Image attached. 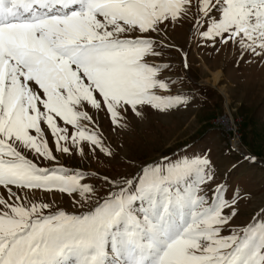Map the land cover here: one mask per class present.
I'll return each instance as SVG.
<instances>
[{"label": "snow or ice", "instance_id": "6c2138e0", "mask_svg": "<svg viewBox=\"0 0 264 264\" xmlns=\"http://www.w3.org/2000/svg\"><path fill=\"white\" fill-rule=\"evenodd\" d=\"M192 8L194 31L214 50L236 44L264 59V0H0V264H264V208L236 225L244 194L209 188L210 157H163L112 178L70 170L49 147L46 130L56 153L84 156L87 146L115 159L120 146L89 109L119 131L129 112L185 103L157 94L169 89L170 64L148 58L174 45L147 34H166ZM182 65L191 67L187 53ZM57 192L82 210L37 198Z\"/></svg>", "mask_w": 264, "mask_h": 264}, {"label": "rangeland", "instance_id": "374dc122", "mask_svg": "<svg viewBox=\"0 0 264 264\" xmlns=\"http://www.w3.org/2000/svg\"><path fill=\"white\" fill-rule=\"evenodd\" d=\"M195 11L192 8L175 23L167 24L166 34H147L157 41L174 45L165 49L164 57L148 58L153 63L170 64L164 74L169 89H158L157 94L165 97L179 95L185 98V103L167 110L145 106L143 118H136L129 112L123 121L126 127L119 131H113L106 111L89 109L108 142L120 146L115 159L99 153L94 159L87 146L84 156L75 151L72 155L56 153L55 143L47 130L46 135L49 147L68 169L112 178L131 177L142 164L162 161L163 157L175 160L193 152L208 156L216 177L215 184L209 188L224 185L227 197H231L232 190L238 187L244 194L234 221L243 226L252 222L255 214L264 208V59L243 53L236 44H218V51L214 50L194 31ZM184 53H187L191 65L187 71L182 65ZM218 69L222 76L219 84L213 87L205 80H211L210 71ZM225 115L229 120L241 119L236 131L241 134L239 147L233 137L236 133L228 131L230 123L222 120ZM234 148L255 159L240 157L238 152L230 150ZM28 155L32 158L31 154ZM131 161H135V166ZM41 163L48 166V162ZM86 182L97 186V195H106L110 190L109 185L96 176L89 175ZM0 195L7 199L3 188H0ZM37 198L52 203L54 208L70 212L82 210L66 194L37 193Z\"/></svg>", "mask_w": 264, "mask_h": 264}, {"label": "built area", "instance_id": "2783aa9c", "mask_svg": "<svg viewBox=\"0 0 264 264\" xmlns=\"http://www.w3.org/2000/svg\"><path fill=\"white\" fill-rule=\"evenodd\" d=\"M227 117V115H225V117H223V121H225L226 123L228 122V123H230V125H228V131H234L235 133H236V135L235 136H233L234 137V139L236 140V142L238 143V147H239V142L241 141V139H240V133H237L236 131H237V129H238V126H239V121L241 122V119H237V120H235V119H232V120H229V119H227V120H225V118Z\"/></svg>", "mask_w": 264, "mask_h": 264}, {"label": "clouds", "instance_id": "9594fccd", "mask_svg": "<svg viewBox=\"0 0 264 264\" xmlns=\"http://www.w3.org/2000/svg\"><path fill=\"white\" fill-rule=\"evenodd\" d=\"M211 80L206 79L205 82L211 84L213 87H215L217 84H219V80L222 76V72L218 69L215 72H211ZM219 90V89H218Z\"/></svg>", "mask_w": 264, "mask_h": 264}, {"label": "bare ground", "instance_id": "6f19581e", "mask_svg": "<svg viewBox=\"0 0 264 264\" xmlns=\"http://www.w3.org/2000/svg\"><path fill=\"white\" fill-rule=\"evenodd\" d=\"M225 120H227L226 118H225ZM5 194V193H4Z\"/></svg>", "mask_w": 264, "mask_h": 264}]
</instances>
